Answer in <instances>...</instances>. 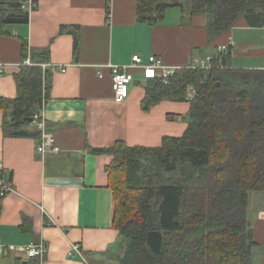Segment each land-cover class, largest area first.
<instances>
[{"label":"crops","instance_id":"obj_1","mask_svg":"<svg viewBox=\"0 0 264 264\" xmlns=\"http://www.w3.org/2000/svg\"><path fill=\"white\" fill-rule=\"evenodd\" d=\"M21 0L0 2L9 6ZM26 25L0 35V98L17 95L14 79L22 64V43L29 56L47 55L48 99L39 119L23 126L26 137L5 136L0 109V175L12 191L0 202V264H117L125 240L112 227L114 202L108 167L113 157L92 149L158 147L163 137H180L187 127L189 103L164 100L148 111L138 70L122 104L113 101L110 65H129L138 55L170 68L210 66L219 48L244 49L236 31L249 27L240 18L234 27L210 39L208 19H183L178 7L154 25L139 23L137 0H34ZM32 61V60H31ZM33 63V61H32ZM37 114V113H36ZM36 118V117H35ZM40 124L53 134L57 154L36 153ZM248 219L257 260L264 264V192L249 195ZM78 245L81 256H70ZM29 246L42 247L30 257Z\"/></svg>","mask_w":264,"mask_h":264},{"label":"trees","instance_id":"obj_2","mask_svg":"<svg viewBox=\"0 0 264 264\" xmlns=\"http://www.w3.org/2000/svg\"><path fill=\"white\" fill-rule=\"evenodd\" d=\"M171 7L183 19L205 15L210 39L240 18L249 28H264V0H137L138 22L159 23ZM28 17L20 1L0 3V35L26 25ZM21 50L24 60L25 42ZM231 50L218 51L209 68H181L166 80L143 81L146 111L164 100L189 103L180 137L165 136L158 147L117 142L91 150L113 157L112 227L126 242L117 264H256L248 200L264 192V68H235ZM31 60L14 76L16 98H0L5 136H28L23 126L39 119L48 99L49 71L40 66L47 55Z\"/></svg>","mask_w":264,"mask_h":264},{"label":"built area","instance_id":"obj_3","mask_svg":"<svg viewBox=\"0 0 264 264\" xmlns=\"http://www.w3.org/2000/svg\"><path fill=\"white\" fill-rule=\"evenodd\" d=\"M109 1V0H108ZM21 9L29 14H31L37 7L34 0H21ZM229 46H222L219 48V52H226L228 50ZM232 52V50H231ZM210 61V60H209ZM23 66H32L33 63L30 59L29 54L27 57L22 61ZM41 68L44 70L47 68L44 64L40 65ZM209 68V65H205L203 63H199L196 65H192L188 68ZM111 70V79H112V92H113V101L116 104H122L129 95V86L134 81V76L132 73L129 72V70H138L141 73V79L144 80H151L155 79L158 76H161L163 80H166L169 78V76H172L175 71H177L179 68H170L162 65L160 61L154 57L150 56L146 61H143L138 55H134L131 58V63L129 65H110L109 66ZM3 73V69L0 65V74ZM192 94H189L188 98H191ZM40 138L39 142L36 147V153L40 156H44L46 154H57L59 152V148L56 145L55 138L53 134L47 132L43 124H40ZM0 169H1V163H0ZM0 196H4L6 193L12 191V189L5 185L2 182L1 176H0ZM27 253L30 257H35L38 255H41L43 253L42 247H34L29 246L27 248ZM70 256H81L80 247L78 245H74L71 247L70 250ZM84 264H87L84 262Z\"/></svg>","mask_w":264,"mask_h":264},{"label":"rangeland","instance_id":"obj_4","mask_svg":"<svg viewBox=\"0 0 264 264\" xmlns=\"http://www.w3.org/2000/svg\"><path fill=\"white\" fill-rule=\"evenodd\" d=\"M3 1L5 0H0V2ZM235 34L237 43H244V49L238 55H234L233 66L235 68H264V28L237 30ZM190 90L188 89V97L191 94ZM250 221L252 222V218ZM254 254L258 255L257 251ZM256 255L253 256V262L260 264Z\"/></svg>","mask_w":264,"mask_h":264},{"label":"water","instance_id":"obj_5","mask_svg":"<svg viewBox=\"0 0 264 264\" xmlns=\"http://www.w3.org/2000/svg\"><path fill=\"white\" fill-rule=\"evenodd\" d=\"M36 113H38V111H36ZM28 122H33V119H28Z\"/></svg>","mask_w":264,"mask_h":264}]
</instances>
